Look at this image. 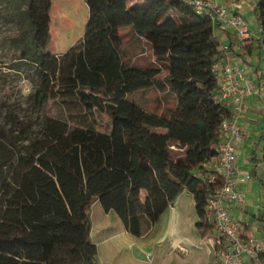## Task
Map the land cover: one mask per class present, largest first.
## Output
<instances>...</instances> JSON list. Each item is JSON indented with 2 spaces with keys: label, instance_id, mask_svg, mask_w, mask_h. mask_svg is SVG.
<instances>
[{
  "label": "trees",
  "instance_id": "obj_1",
  "mask_svg": "<svg viewBox=\"0 0 264 264\" xmlns=\"http://www.w3.org/2000/svg\"><path fill=\"white\" fill-rule=\"evenodd\" d=\"M85 2L82 37L58 54L47 49L51 0H0V15L16 26L12 66L27 65L29 102L42 114L22 148L0 129V264H94L96 199L139 234L142 217L156 221L187 189L195 225L203 234L212 228L204 206L214 183L196 172L215 155L229 113L214 98L212 63L225 52L216 24L185 0ZM254 12L264 45V0ZM126 25L149 44L148 63L133 62L120 33ZM148 88L172 93L174 104L159 112L130 97Z\"/></svg>",
  "mask_w": 264,
  "mask_h": 264
},
{
  "label": "crops",
  "instance_id": "obj_2",
  "mask_svg": "<svg viewBox=\"0 0 264 264\" xmlns=\"http://www.w3.org/2000/svg\"><path fill=\"white\" fill-rule=\"evenodd\" d=\"M217 1L242 14L247 21L249 11L242 8L253 13L252 22L248 24L252 37L244 46L238 45V37L228 27L216 24L214 35L220 45L232 44L230 58L245 66L244 74L255 86L245 101V111L240 118L243 138L236 146V164L250 175L241 185L247 195V205L244 210L237 206L231 209L233 216L242 223L243 233L255 236L250 221L255 217L253 208L260 207V194L264 195L259 180L264 177V157L260 158L258 152L261 144L264 149V45L257 39L261 35L260 26L259 33L253 29L255 12L250 0ZM187 194L195 204L192 193L182 189L156 221L150 223L142 217L139 234L130 232L115 210L105 209L96 199L90 207V238L96 245L94 264H211L216 230L212 227L203 234L196 225L193 229L192 224L198 216L196 211L194 216L187 211ZM148 252L152 255L151 260L147 257Z\"/></svg>",
  "mask_w": 264,
  "mask_h": 264
},
{
  "label": "built area",
  "instance_id": "obj_3",
  "mask_svg": "<svg viewBox=\"0 0 264 264\" xmlns=\"http://www.w3.org/2000/svg\"><path fill=\"white\" fill-rule=\"evenodd\" d=\"M198 12H206L213 23L228 27L238 37V45L244 46L252 37L247 19L217 0H185ZM255 6L257 0H250ZM224 56L212 63L217 75L218 88L214 98L227 105L229 113L221 120L217 130L221 139L215 145L213 157L202 162L197 175L205 177L214 186L207 194L204 217L216 230L213 238L211 264H264V235L246 236L243 225L231 209L244 210L246 192L241 185L248 181L249 173L242 172L236 164V146L243 138L240 118L245 111V101L254 92V82L244 74L245 66L229 56L228 45L221 44ZM151 260V253H147Z\"/></svg>",
  "mask_w": 264,
  "mask_h": 264
},
{
  "label": "rangeland",
  "instance_id": "obj_4",
  "mask_svg": "<svg viewBox=\"0 0 264 264\" xmlns=\"http://www.w3.org/2000/svg\"><path fill=\"white\" fill-rule=\"evenodd\" d=\"M49 42L47 49L51 52L62 53L70 45L78 42L83 34L84 25L87 19V5L85 0H51ZM3 4L0 3V10ZM249 11L248 24L252 22L253 13ZM251 17V18H250ZM259 22H253V29L259 33ZM15 24L6 21L0 15V129L8 135V142L16 149L22 148L39 131L42 114L29 102L28 94L33 88L32 82L27 78V65L19 64L18 68L13 67V54L8 43L9 35L15 31ZM120 33L126 47L133 54V62L139 65L148 63L152 58L150 46L143 39L138 38L131 25L120 28ZM261 34V33H260ZM130 97L138 104L149 110L164 111L175 102L170 92H161L155 88L138 90ZM54 107L51 111L55 112ZM25 123L31 126L27 132H21ZM101 127L107 128L106 124ZM164 129V128H160ZM263 143V142H262ZM259 148L260 158L264 157L262 144ZM11 164L6 166L10 169ZM185 206L190 215H195V204L190 194L185 198ZM259 208H253L255 217L250 221L251 232L257 237L264 234V223L259 220L263 211L264 195L260 194L258 199ZM193 229L195 224H192Z\"/></svg>",
  "mask_w": 264,
  "mask_h": 264
}]
</instances>
